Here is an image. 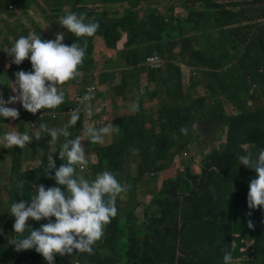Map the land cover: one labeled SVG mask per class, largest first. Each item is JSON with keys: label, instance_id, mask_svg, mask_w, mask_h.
<instances>
[{"label": "trees", "instance_id": "16d2710c", "mask_svg": "<svg viewBox=\"0 0 264 264\" xmlns=\"http://www.w3.org/2000/svg\"><path fill=\"white\" fill-rule=\"evenodd\" d=\"M65 1L71 3L73 12L79 15L84 11V7L77 4L88 0H59V4ZM113 1L131 3L125 13L118 12L116 16H109L99 22L96 35L87 40L84 65L78 68L80 75L60 86L65 92V102L56 109H41L35 114L24 110L19 102L14 103L11 107L19 110V117L15 120L17 125H11L10 128L12 131L32 134L39 130L42 123L49 127H62L73 111H79L80 119L69 132L68 138L84 136L83 142L88 150H93L94 147L105 148L106 145L92 144L87 140L85 129L97 120L93 121L84 116L78 105L79 99L83 94L87 96L93 91L94 84H97L101 91L112 85L116 94L127 92L130 97L127 87L130 78L122 72L120 74L111 59H104L101 63L100 58H94L92 51L95 41L100 37L104 38L103 46L109 56L112 55L117 40L121 39L120 30L128 31L129 46H132L138 36L151 41L150 45L145 41L139 42L143 46L140 55L153 53L155 46L163 40L166 42V53L174 52V47L179 45L180 50L176 54L180 59H185V52L193 56L192 64L188 61L183 62L191 70L189 84L186 85L183 78L177 79L180 75L171 65L160 77L165 79L163 82L169 85V89L167 87L155 90L150 85L139 88V81L134 80L132 89L137 90L136 96L140 101L144 98L159 100L157 102L151 100V104L143 106L142 113L133 112L128 116L129 120L123 123L117 136L150 138V133L154 130V122L160 123L159 130H155L158 133L150 139L153 145L148 147V154L152 160L149 170L154 169L155 162L159 160H162L159 171L168 169L170 163L165 156L173 157L183 148L182 140L192 135L194 131L192 121L182 117L180 114L182 109L179 106H175L178 115L168 112L167 100L173 98L182 89L180 97L191 101L194 88L202 85L207 93L200 95L195 103L208 105L211 109L210 118L204 122V125L207 127L205 130L211 134L212 147L199 152L200 174L192 173L187 168L185 172H180L175 177L168 176L169 178L163 181L160 193L154 196L155 201L151 204V208L144 212L146 221L141 224L138 223V216L141 214L140 201L136 195H129L123 214L117 212V215L105 226L102 238L93 245L92 254L80 253L79 264H222L224 250L231 249L233 229L236 228L238 220L242 218L245 224L250 221V213L246 210L247 203H242L239 198L234 201L230 195L229 178H236L235 183L239 185L243 174L253 169L237 164L238 157L246 153L255 155L264 146V29L257 36L248 37L246 33H240L239 44L234 48H227L223 41L212 38L209 30L218 24L231 23V17L236 11L226 9V6L217 0H180L179 5L184 10L193 8L199 1L201 3V10L192 11L197 23L194 31L198 30V34L193 38L199 45V48H196V43L193 42L181 44L179 41H170V35H177L184 41L182 34L186 24L180 16H172L170 20L164 19L160 14L156 16L154 13L161 11L150 3L146 8V11L151 12L148 16L149 20H140L138 8L143 2L150 0ZM255 3L257 7L264 5L260 0ZM238 5L239 3L236 2L231 3L232 7ZM255 8H242L241 11L247 13ZM59 9L60 7L55 8L57 11ZM174 11V6L168 9V12ZM59 16L60 14L57 13L55 17L59 18ZM148 23L151 25L150 29L147 27ZM153 34L157 37L155 40L151 38ZM95 60L98 62L96 63ZM133 60L137 62L139 56L136 55ZM0 69H2L1 60ZM157 74H160V71L152 72V77ZM253 84L256 85L254 90ZM172 85L173 87L170 88ZM101 95L102 93L98 92V96ZM98 100L97 98L94 102L97 103ZM227 104L235 106L238 112L234 115L227 114L225 111ZM4 120L7 123L14 121L11 118ZM181 127L188 129L187 136L181 134ZM50 138L45 136L38 141L33 140L23 149L13 146L11 149L5 148L1 151L2 165L8 164L9 151L13 155L11 183L5 187V190L9 191L11 203L30 199L23 192L33 190V184L38 183V180L45 176L48 155L53 156L57 167L64 163L59 158V149L56 148L64 142L65 137L61 136L56 142L51 141ZM157 141L161 143L162 149ZM247 141L249 148L241 149L240 144ZM51 143L57 144L53 153ZM24 156L41 161L40 167L22 173L20 165ZM88 163L92 164L90 159ZM77 173L81 174L79 167ZM54 185L55 180L51 178L48 186ZM2 200L3 188L0 186V213L3 209ZM42 223L47 221H39L37 228ZM262 228L264 223L259 229ZM241 231H246L245 227ZM3 233L11 236V231L8 232L6 227L3 228ZM254 234L255 232L249 235ZM256 247L259 248L256 254L258 259L262 249L260 239ZM27 252L28 257H22L17 253H13L9 258L0 257V264L25 262L47 264L43 256L35 250L29 249ZM112 256L121 260H113ZM55 264H62L57 255H55Z\"/></svg>", "mask_w": 264, "mask_h": 264}, {"label": "clouds", "instance_id": "9594fccd", "mask_svg": "<svg viewBox=\"0 0 264 264\" xmlns=\"http://www.w3.org/2000/svg\"><path fill=\"white\" fill-rule=\"evenodd\" d=\"M217 1L225 5L226 9L239 12L242 8L257 7L255 2L258 0H250V2L248 0H243V2L242 0ZM260 1L264 3V0ZM22 2L28 5L35 4L32 0H22ZM235 2L239 5L232 7L231 3ZM0 3V14H17L13 23L16 28L23 29L10 46L0 47V50L5 51L11 57V66L6 71L12 75L9 86H5L0 81V85H3L7 90L11 89L7 100L0 95V120L3 121L5 118L16 120L19 117V110L9 106L17 102L24 110L33 114L41 109L58 108L65 102V92L60 86L80 75L78 68L83 64L86 55L87 40L96 35L99 22H90L85 18L83 3L77 4L84 7V11L79 15L73 12L72 7H70L71 12L60 15L59 26H52L51 22L61 11L62 4L58 11H54L56 14L52 19L41 22L35 14L20 13L19 10L22 9L20 4L13 3L11 0H2ZM200 4L199 1L193 8L186 9L185 14L175 11L158 13L164 19L170 20L172 16H180L185 20L186 26L182 34L184 41L180 40L177 35H170V41H179L181 44L192 42L194 36L198 34V30L194 31L197 23L192 11L201 10ZM147 12L143 17L146 21L149 20ZM47 27L52 29L46 32ZM147 27L150 29L151 25L148 23ZM24 29H29V31ZM38 30H42L44 33ZM120 32L122 36L119 41L123 43L125 49L122 54L126 65L121 66L111 60L112 64L117 69H124L122 70L124 75L137 81H139V77L135 73V69L139 68L140 79L145 73L147 85H150L154 77H161L163 74L160 73L152 77V72L163 69L155 62L157 56L155 52L140 55V49L143 46L139 42L145 41L147 45H150L151 41L143 36H138L132 46H129L128 31L120 30ZM119 41L117 40V44ZM117 44L112 55L118 53ZM195 47L199 48V45L196 43ZM179 50V45L174 47V53H178ZM136 55L139 56L137 62L133 60ZM0 60H3V53H0ZM142 64L145 65V68ZM180 66L186 65L182 63ZM93 86V91L83 97L78 105L85 117L95 121L98 120L101 106L106 101L102 100L104 92L100 90L99 86L97 84ZM255 88L256 85L253 84V90ZM98 90L102 93L101 96H98ZM97 98L99 100L95 103ZM149 99L151 101V98ZM145 100L142 101V106H144ZM233 108L234 115L238 109L235 106ZM131 109L138 111L139 104H133ZM79 119V111H73L67 123L62 127H49L42 123L39 130L32 134L13 130L5 132L0 137V144L8 149L13 146L23 149L31 141H38L45 136H50L53 142L58 141L61 136L65 137L64 142L56 148L59 149V158L64 163L57 167L53 156L48 155L45 176L38 180V183L33 184V190L27 193L23 192L30 199L16 200L10 204L8 211L0 213V222L3 228L6 227L8 232L11 231V236L19 235L18 238L11 239L9 243L15 245L17 251L14 253L22 257H28L27 250L34 249L43 256L47 264H55V255L57 254L64 256L72 254L74 251L92 254L93 245L102 238L105 226L117 215L116 201L126 191L125 186L109 171L97 173L91 180L85 179L81 172V174L77 173L78 167L83 169L88 164L85 146L82 145L85 140L84 136L68 138V130L74 127ZM114 131H116L115 127L110 125L103 127L89 125L85 129V135L90 143L103 144L105 138L111 136ZM180 132L185 136L188 135L186 127H181ZM248 145V141L241 143L240 148H249ZM41 163L39 161L38 166L26 171H23L22 165H20V171L22 173L34 171L40 167ZM237 164H242L253 170L243 174L239 185L235 183L236 178H229L230 195L234 201L239 198L242 203H247L246 210L250 211V221L245 224V229L247 230L248 226L253 232H256L264 223V146L255 155L252 153L240 155ZM53 173L54 176H52ZM51 178L55 180V185L49 187L48 183ZM261 217L263 220H260ZM41 220L44 222L46 220L47 223H42L37 228L38 222ZM262 231L264 232V228ZM232 235L235 239L254 238V235L241 232L236 228L233 229ZM258 239H260L262 249L256 262L264 264V236L258 237L253 242V246H256ZM31 263L25 262L24 264ZM222 264H235L229 250H224Z\"/></svg>", "mask_w": 264, "mask_h": 264}, {"label": "rangeland", "instance_id": "374dc122", "mask_svg": "<svg viewBox=\"0 0 264 264\" xmlns=\"http://www.w3.org/2000/svg\"><path fill=\"white\" fill-rule=\"evenodd\" d=\"M32 1L35 2V4L30 8L34 11L39 10V16L41 18L52 19L53 16H55L56 12L52 11L55 0H49V2H44V0ZM179 1L180 0H150L143 2L138 8V18L140 20L143 19L146 13V8L150 5V3L156 6L162 13H167L168 9L171 6H174L175 12L185 14L186 11L179 5ZM123 2L124 1L113 0H88L83 3L86 13L85 18L90 22H100L106 20L109 16H116L118 12H121V14L125 13L131 2L128 4ZM248 2H250V0H248ZM70 7H72L71 3L65 1L62 4V9L59 14L64 15L71 12ZM150 14L151 12L148 11L147 15L150 16ZM154 14L156 16L158 15V13ZM16 16L17 14H0V47L10 46L14 38L23 30L21 28H16L13 23V19ZM231 20V23L218 24L209 30L211 37L223 41L227 48H234V46L239 44L240 33H246L248 37H251L257 36L259 32L264 29V5L256 7L254 10L247 13H242V11L236 12L231 17ZM51 24L52 26H59L58 18L54 17ZM51 29V27H47L46 32H49ZM24 30L29 31V29ZM38 31L43 32L42 30ZM151 38L155 40L157 37L153 34ZM192 42L196 43V39H193ZM103 43V37H100L95 41L94 50L92 51L94 58H100L101 63L104 59L109 58L115 64L125 66L126 64L122 54L125 50L123 48V43L121 41L118 42V53L113 54L112 56H109L106 53ZM154 52L157 55L155 62L159 67L163 68L160 73H166V69L169 65H171L172 69L177 71L180 75L177 79L183 78L184 83L186 85L189 84L190 77L192 76L191 70L187 66H180L186 61L191 64L193 63V56L189 52L184 53L185 59H180V56L172 51L166 53L165 40H163L158 46H155ZM0 53H3L0 81L5 86H9L10 81H12V75L6 70L11 66V57L3 50H0ZM95 62L97 63L98 61L95 60ZM83 65L84 64H82V66ZM142 66L145 68L144 64H142ZM122 70L124 69H117L120 74ZM135 73H137L139 77V88L141 86H147V75L145 73L142 74L140 79L139 68L135 69ZM164 80L165 79L156 76L151 80L150 87L155 90L167 87L169 89V85L164 83ZM133 81L134 79L130 78L127 83L128 90L131 94L130 97L127 95V92L116 94L112 85L107 86V89L103 91L104 96L102 100L106 101V103L102 104L99 112V118L93 123V125L96 127L110 125L115 127L116 131H114L111 136L106 137L103 144L96 143L99 145H106L105 148L94 147L93 150H88L87 145L82 143V145L85 146L86 158L90 159L92 164L88 163L86 167L79 169V171L84 175L83 177L85 179L89 180L94 179L97 173L103 171L111 172L126 188V191L122 193L116 201L118 214H123L125 211L127 207L126 201L129 195H136L140 201L139 208L141 210V214L138 216V223L141 224L146 221L144 212L149 210V206L155 201L154 196L160 193L163 181L169 178L168 176L172 175V177H175L180 172H185L187 168H189L192 173L200 174L199 152L209 150L212 147V144H210L211 134L208 130H205L207 127L204 125V122L210 118L211 109L208 105H199L195 103L200 95H205L207 93L206 88L202 85H197L194 88L191 101H187L183 97H180L183 92L182 89H180L173 98L167 100L168 112L170 114L178 115L179 113L176 112L175 106H179L182 109V113H180L182 117L186 120L192 121V129L194 133L182 140L181 143L184 145L183 148L177 151L173 157L165 156V158H168V162L170 163V167L168 169L159 171L160 164L162 162V160H159L155 162L154 169L149 170V165L152 160L148 154V147L153 145L150 139L155 137L158 133V131L155 132V130H159L160 123L154 122V130L150 133V138L141 137L135 139L130 135L117 136L118 132L120 133L123 123L129 120L130 117L128 116L132 115L133 112L142 113V111H144L141 104L142 101L145 99V102L150 100L149 98H144L141 101L138 99L136 96L137 90L132 89ZM172 87L173 85L170 86V88ZM10 91L11 89L7 90L3 85H0V95H2L5 100L9 98L8 93ZM98 92H100V90H98ZM85 96L86 95L84 94L82 95V97ZM151 100L152 102H157L159 99L152 98ZM136 103L139 104V110L132 111L131 106ZM192 104L194 105L191 106ZM11 105L12 104L9 106L11 107ZM225 111L227 114H231L234 112V108L232 105L227 104L225 106ZM11 125L16 126L17 122L14 120L12 123H7L5 120H0V137H2L5 132L12 131L10 128ZM203 129L205 130L204 132L202 131ZM72 130L73 127L69 129L68 132ZM157 143L159 144L160 149H162L161 143L159 141H157ZM56 145L57 144L53 143L50 144L51 151L55 150L54 147ZM4 149L5 147L0 144V153ZM9 153L10 158L8 164H0V186L3 188V200L1 204V207L3 208L2 214L5 211H8L11 204L9 191L5 190V187L9 186L11 183V173L13 167V155L11 154V151H9ZM36 166H38V160L33 159L32 157L24 156L22 159L23 171ZM115 170L117 171V174ZM52 219L54 220L55 218ZM260 220H263V217H261ZM243 227H245V223L244 220L240 218L236 224V229L241 231ZM241 232H246L248 234L254 233L248 226L246 231ZM262 232V229H257L254 234V238H232L230 252L233 256L235 264H257L256 254L259 251V248L253 246V242L260 237ZM18 236L19 235H5L3 233V225L0 222V257L9 258L15 251H17L15 249V245L10 244L9 242L13 238H18ZM57 256L62 264H79V256H81V254L74 251L72 254H65L64 256L57 254ZM112 259L121 260L116 256H112Z\"/></svg>", "mask_w": 264, "mask_h": 264}, {"label": "crops", "instance_id": "0c3cea01", "mask_svg": "<svg viewBox=\"0 0 264 264\" xmlns=\"http://www.w3.org/2000/svg\"><path fill=\"white\" fill-rule=\"evenodd\" d=\"M11 2L16 3V4H20V7H22V9L19 10L20 13H23V14H27V13L35 14L36 18L39 21H41V22H45L46 21V19L41 18L39 16V10L34 11L32 8H30L32 5L25 4L24 2H22V0H11ZM44 2H49V0H44ZM59 7H60L59 0H55L52 8H54V11H55V8H59ZM148 104H151V101L145 102L144 106H146ZM151 107H152V105H151ZM260 236L263 237L264 236V232H262V234Z\"/></svg>", "mask_w": 264, "mask_h": 264}, {"label": "built area", "instance_id": "2783aa9c", "mask_svg": "<svg viewBox=\"0 0 264 264\" xmlns=\"http://www.w3.org/2000/svg\"><path fill=\"white\" fill-rule=\"evenodd\" d=\"M90 93H91V92H90ZM90 93H89V94H90ZM89 94H88V95H89ZM82 98H83V97H82ZM82 98H80L79 100L81 101V100H82Z\"/></svg>", "mask_w": 264, "mask_h": 264}]
</instances>
